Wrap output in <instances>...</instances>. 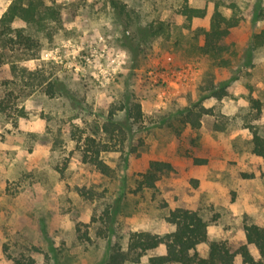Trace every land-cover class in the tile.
I'll return each mask as SVG.
<instances>
[{
    "label": "rangeland",
    "instance_id": "374dc122",
    "mask_svg": "<svg viewBox=\"0 0 264 264\" xmlns=\"http://www.w3.org/2000/svg\"><path fill=\"white\" fill-rule=\"evenodd\" d=\"M113 1L49 0L55 21L0 25V264H105L130 232H168L176 207L207 223L201 256L211 241L243 242L244 222L264 225V163L251 151L252 131L264 138V51L251 47L264 0ZM215 1L241 18L225 65L198 50ZM185 5L206 13L188 20ZM158 22L165 33L143 39ZM201 106L198 127L183 121ZM110 112L123 134L106 130ZM90 137L108 174L88 161ZM152 160L172 169L140 188Z\"/></svg>",
    "mask_w": 264,
    "mask_h": 264
},
{
    "label": "trees",
    "instance_id": "16d2710c",
    "mask_svg": "<svg viewBox=\"0 0 264 264\" xmlns=\"http://www.w3.org/2000/svg\"><path fill=\"white\" fill-rule=\"evenodd\" d=\"M49 0H12L0 19V25L12 22L19 18L26 23L42 25L43 21H55L58 11ZM112 4L117 6L112 0ZM220 2L215 1L213 10L209 16V25L207 29L202 30V43L198 46L201 54L208 56L218 65L227 64L225 54L228 52V45L225 40L228 38L232 28L236 27L240 19L234 14L226 15L219 9ZM258 6L256 17L264 19V8ZM123 7H121V10ZM181 13L190 20L192 17H203L204 8L185 5ZM10 29V27H9ZM166 31V25L163 22L144 26L141 28L143 39L162 35ZM23 42H31L27 36L19 34ZM251 47H261L264 51V28L252 36ZM224 94L223 88L216 92V96L221 97ZM259 106V102H256ZM0 107L1 104H0ZM138 105L134 107L135 113L140 114ZM3 108V107H2ZM127 117L132 115L131 106L125 105ZM207 113L204 107L199 110L188 108L184 113V122L189 123L191 127L199 126V117ZM110 112L108 116V132L118 130V134H123L124 129L120 123L113 118ZM89 158L100 172L108 174L110 168L99 158L101 148L94 144L93 138H89ZM251 151L262 159L264 163V138L257 131L253 130L251 135ZM86 155V154H85ZM170 163L159 160L149 162L146 170L140 173L138 186L152 188L159 179V175L171 170ZM170 225V230L162 235L152 234L146 231H133L127 238V248L114 246L108 253L105 264H124L126 261L136 262L148 250L162 247L161 253L148 257L149 264H233L236 257L241 259V264H264V225L252 222H244L243 233L244 241L236 246L228 245L225 241H211L208 245L207 254L201 256L197 253V246L207 239V223L197 211L187 208L176 207L168 211L165 217ZM250 247L255 250V254L250 251Z\"/></svg>",
    "mask_w": 264,
    "mask_h": 264
}]
</instances>
